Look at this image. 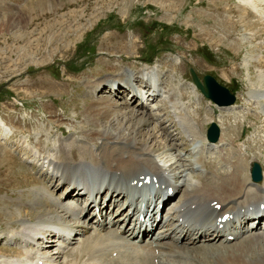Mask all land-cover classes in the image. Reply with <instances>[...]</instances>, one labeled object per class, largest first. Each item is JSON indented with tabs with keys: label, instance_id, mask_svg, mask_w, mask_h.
Masks as SVG:
<instances>
[{
	"label": "rangeland",
	"instance_id": "1",
	"mask_svg": "<svg viewBox=\"0 0 264 264\" xmlns=\"http://www.w3.org/2000/svg\"><path fill=\"white\" fill-rule=\"evenodd\" d=\"M249 1L0 0V163L6 161L9 154L15 160L14 162L11 159L8 166L0 164V236H3L0 237V260L19 259L23 256V249L28 247L24 246L26 232L21 235L14 233L22 230V226L20 217L13 213L22 211L27 215L31 211L29 209L34 207L33 201H36V198L40 199L38 190L43 193L45 189L44 179H49L53 175V172L52 174L46 172L51 167L43 160L50 156L45 153L44 148L55 157L60 154L62 144L70 142L79 144L83 141L101 143L102 139L97 136L90 139L82 133L84 130L86 132L87 125L89 129L102 132L103 136L108 135L103 132L102 123L100 125L89 123V118L86 117L90 107L94 106L92 105L94 101H89L92 99L89 91L95 82L116 75L117 70L121 74L117 72L114 80L121 81L126 68L131 67L138 71L139 67L147 64L140 60L142 59L153 62L156 67L151 66L153 64L146 66H151L162 73V75L157 73L158 78L155 77L156 93H161L159 90L167 82L164 79L169 74L165 72L173 71L180 75L176 79L170 74L176 80L173 86L177 88V94L186 98L187 92L191 93L190 87H195L192 83L188 84L190 82L188 67L192 65L200 73L208 71L215 73L224 83L239 81L240 88L235 92L238 101L234 102L236 103L234 108L237 109L241 103H245L243 105L245 107L251 106L248 102L255 99L250 95L254 91L253 88L262 90L263 87L259 86L264 81V69H261L258 63L264 60V0L254 1L258 5L262 4V11L255 9V12L246 10L247 2L251 4ZM239 3L243 4L242 12ZM225 7L231 10L228 11ZM140 19L144 21V25L137 24ZM163 23L167 26L154 27ZM145 39L148 40L145 42ZM160 40L162 41L158 46L168 45L169 49L152 55L154 52L149 50L148 44L153 42L157 44ZM201 46H207L211 50L207 57L199 52ZM164 61L169 63L166 64ZM259 71L263 74L258 76ZM145 85L146 89H152L148 87V82ZM108 86H110L108 82H103L99 86L100 90L98 91L99 88L95 90L97 97L111 96L117 99L118 105H126L128 104L126 102L131 100L132 91L126 88L127 82L121 81L118 85L115 84L116 87H112L113 89ZM195 89L197 90L196 87ZM112 90L117 91V94ZM196 98H199V106L194 107V103L184 102L186 103L184 108L190 114L198 106L199 113H194L193 121L200 126L202 133H204L202 128L206 130L208 126L209 122L204 123L208 118L215 121L224 120V123L226 120L233 121V117H229L231 113L226 112L228 109H219L216 104L209 103L203 94L199 93V97ZM188 100L189 98L186 99ZM141 101L144 105L140 104ZM163 102L165 101L163 100L161 104ZM155 103L156 101L153 104ZM148 104L149 101L139 95L123 109L128 112L134 107L144 109V112L146 110L154 112V109H149ZM203 104L206 105L203 107ZM209 105L215 111L211 110ZM161 110L163 114L166 113L168 105L162 106ZM203 110L207 112L203 113ZM251 113L259 117H254L256 122L261 120V114ZM232 114L234 115V112ZM164 116L157 120H165V125H169L172 115ZM147 117L153 122L140 125V133L136 137L138 143L145 140L154 142L155 137L164 143L165 140L161 139L162 133L157 135V131L152 129L159 115H153L155 119L150 115ZM100 118L104 120L102 122H107L106 118ZM234 118L233 123H236V117ZM174 121L177 123L175 117ZM242 129L243 127L238 125L237 130L242 133ZM170 130L175 133L174 128ZM178 130L181 131L182 128ZM250 131V135L253 132L260 134L263 127L256 131L251 128ZM184 136L182 132V135L177 136L178 139L176 135L172 139L180 145L186 137ZM255 136L249 138L264 144V134L262 138L259 135ZM237 143L245 144L244 154L250 157L256 155L259 158L261 156L259 154L264 152L261 151V146L253 144L251 140L243 139ZM96 145L90 147L100 153L101 149ZM125 147L128 150L130 145ZM216 149L218 148L215 146L207 155L215 156ZM201 150L204 156V148ZM127 154L130 153L127 152L125 158ZM200 154L198 152L196 155ZM52 183H56V179H53ZM61 187L62 185L56 188L57 191ZM63 192L61 190L57 195L66 193ZM22 217L30 219L29 215ZM15 240H22L23 243ZM52 240L54 239L47 236L49 244L54 243ZM244 241L248 242L243 245ZM252 241L246 239L241 241L226 249L222 257L208 256L207 262L260 264L264 259V239ZM39 243L44 244L41 238ZM53 249L57 248L53 246L50 249L52 251L48 253H53ZM209 252L210 250L207 255H210ZM72 254L76 252L68 254L70 256L67 257L63 255L60 260L63 262L66 258H71ZM79 260L80 264H84L81 259ZM73 261L79 264L76 260ZM182 262L189 264L186 261ZM93 263L102 262L96 260Z\"/></svg>",
	"mask_w": 264,
	"mask_h": 264
},
{
	"label": "bare ground",
	"instance_id": "2",
	"mask_svg": "<svg viewBox=\"0 0 264 264\" xmlns=\"http://www.w3.org/2000/svg\"><path fill=\"white\" fill-rule=\"evenodd\" d=\"M252 4L256 8L258 7L256 2L252 1ZM254 34L256 35V32ZM258 63L264 66V60H260ZM151 66L156 67L155 65ZM151 66H145L140 72L150 74L153 79L152 89H146L140 94L146 99L151 98V100L159 96L160 105L157 106V109L160 110L159 113L156 111L155 114H146L141 109L138 111V108L134 107L131 108L133 110L127 112L123 108L129 104L118 105L117 99L111 96L110 98L103 95L101 98H99L100 96L97 97L95 90L103 82H108L110 84L108 87L118 85L119 80H114V76H109L106 80V77L100 79L92 84V87L90 86L89 93L92 99L89 101H94V104H92L94 106L90 107L86 117L89 118V123L95 125L102 123L103 132L108 135L103 136L101 135L102 132L89 129V125L86 127V132L84 130L82 133H85V136L90 139L96 136L102 139L101 143L96 145H99L100 153L91 149L87 141L79 144L70 142L62 144V147L60 146L59 155L55 157L48 156L43 159L52 166V170L46 172L51 174L53 172V175L49 179H44L46 190H42L43 193L40 191V199L36 198L37 200L33 201L34 204L32 205L34 207L29 209L31 211L29 213L24 211V213H28L30 219L22 217L27 216L22 211H17V214L13 213L20 217V225L22 226V230L14 233L21 235L26 232L24 246L34 243L36 249L24 248L22 257L16 258V260L13 258V260H0V264H59L61 261L59 260L60 256L74 252L77 255H87V257L79 256L84 264L96 262V260L105 264H184L181 262L183 257L188 258L186 262L189 264H208V256L222 257L226 249L232 248L245 239L250 240V242H253L252 239H264V227L260 223L261 220H264V206H260V203H264V169L261 181L254 182L250 180L246 163L248 159L257 158L258 156L253 155L250 157L244 154L245 144H236L239 140V135L236 132L238 122L233 123L226 120L224 123V120H218L222 128L220 139L216 142L207 141L205 134L199 129L200 126L193 121L194 113H199V98H196L199 97V92L198 89H195L196 86L190 87L191 93L187 92L186 98L177 94V88L173 84L178 76L174 78L175 75L173 74L174 76L165 77L164 80L167 82L164 87H161V90H159L161 93L158 94L155 90L157 86L155 77L158 78L157 73L161 75L162 73ZM118 74L121 73L118 72ZM130 76L133 79H142L141 82L144 85L148 82L147 78L143 79L137 73ZM130 76L125 78L126 82ZM190 83L194 84L191 80L188 84ZM150 85V82H148V87ZM113 91L117 94L118 89ZM136 97L137 92H133L131 100ZM188 98L189 100L186 101ZM163 100L165 102L161 104ZM184 102L194 103V107L198 106L192 113L188 114L184 108L186 104ZM166 104L168 110L164 114L172 115L169 125H165V120H157L165 117L161 107ZM232 106H221L220 108L230 110ZM229 112L231 113V111ZM256 113L260 115L259 112ZM147 115H150V117L159 115V117H156L155 127H152V129L157 131V135L160 132L162 133L161 139L165 140L164 143L156 137L153 138L154 142L145 140L138 143L136 137L140 133V125L150 122ZM100 117L106 118L107 122H102L104 120ZM174 117L179 122L182 128L181 131L176 127ZM153 118L155 119V117ZM171 128H174L175 133L170 130ZM182 132L186 137L184 136L185 140L180 145H183L186 151L189 150L190 141H195V139L201 141L199 148L193 151V155H195L193 162L196 163L194 166L193 162L186 158L184 153H181L180 145L172 139L175 135L176 137L179 134L182 135ZM125 145H130V148L128 147V150H126ZM215 146L218 148L216 149L217 154L215 156L207 155L212 152V149H215ZM157 148L160 149L156 150ZM203 148H205L204 156L201 150ZM127 152L130 154H127L125 158ZM198 152L201 154L196 155ZM154 155H159L163 162H158ZM168 155H173L174 159L171 156L164 158ZM6 159L0 164L8 166L11 159L15 162L10 154L6 156ZM229 167H233V169H229ZM168 168L170 170L174 168L172 176L169 175ZM188 168H191L189 169L190 175L185 176L186 173H183V171ZM147 173H158L159 180H169L166 173L174 179L183 177L182 181L175 185L176 191L181 190L182 195L179 200L182 203L179 201L180 204L178 205V202L173 211L177 216L184 213L183 224L182 226L178 224L173 227L170 225L171 222H167L166 225H170L167 230L170 228L172 230L178 228L179 230L178 234L169 241L159 238L145 243L135 240L120 243L115 238L121 237V233L128 232V229L122 227L119 223H116V229L107 228L109 221L106 220V214L109 210L105 209L106 204L108 201L114 203L115 195L120 199H126L127 191H134L139 188L137 184L133 183V180L142 179ZM53 179H56V183L51 184ZM61 185V189L64 187L62 192L66 193L57 195L56 188ZM93 192L95 193L93 194ZM216 203L220 204L219 208L215 207ZM224 212L231 213L232 217L220 226L221 220H218V218ZM99 214L102 216V221L98 218ZM251 214H255L258 223L246 227L245 223L251 217ZM128 217L130 218L131 215H128ZM68 221L74 223L68 225ZM95 225L97 227L94 229L88 228ZM228 233L234 234L231 240L225 238L219 240L221 235H227ZM12 236L14 237L15 234ZM47 236L53 238L52 242L54 243L49 244ZM40 238L44 244L39 243ZM179 238L183 241L179 242ZM73 241L76 245L68 246ZM247 242L244 241L243 245ZM52 245H56L57 249L60 250L53 249V253H48L47 250L43 251L44 247ZM113 249L117 250L118 253L109 255ZM208 250L213 254L207 255ZM174 257L180 260H175ZM155 258H157V261H155ZM39 260H42V262L39 263ZM64 264H75V262L65 261ZM260 264H264V259Z\"/></svg>",
	"mask_w": 264,
	"mask_h": 264
},
{
	"label": "water",
	"instance_id": "3",
	"mask_svg": "<svg viewBox=\"0 0 264 264\" xmlns=\"http://www.w3.org/2000/svg\"><path fill=\"white\" fill-rule=\"evenodd\" d=\"M194 79L197 81L198 85L201 87V89L206 92L208 94V89H207V86L209 84V78H206V82L205 84H202L196 75H194ZM213 135V136H212ZM217 135H218V127L216 126V124L214 122L211 123L209 129H208V136L211 140H215L217 138ZM258 171H257V170ZM254 178H260V175H259V165L258 163H254ZM257 175V176H256Z\"/></svg>",
	"mask_w": 264,
	"mask_h": 264
}]
</instances>
